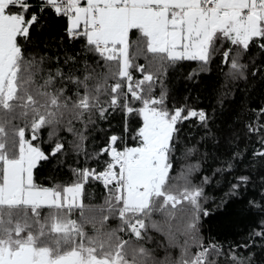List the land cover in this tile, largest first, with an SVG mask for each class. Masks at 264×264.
I'll return each mask as SVG.
<instances>
[{"label":"snow or ice","instance_id":"6c2138e0","mask_svg":"<svg viewBox=\"0 0 264 264\" xmlns=\"http://www.w3.org/2000/svg\"><path fill=\"white\" fill-rule=\"evenodd\" d=\"M52 42L64 55L39 51ZM185 62L190 81L216 64V106L174 103ZM249 81L264 83V0H0V264H264V105H242V132L216 123ZM49 165L68 179L39 183ZM213 181L255 217L239 244L202 236ZM96 184L103 203L86 204Z\"/></svg>","mask_w":264,"mask_h":264},{"label":"trees","instance_id":"16d2710c","mask_svg":"<svg viewBox=\"0 0 264 264\" xmlns=\"http://www.w3.org/2000/svg\"><path fill=\"white\" fill-rule=\"evenodd\" d=\"M64 21L60 19H53L50 23V28L46 29L39 37L41 44L50 38L55 37L58 41L62 30ZM77 46V50H78ZM32 51V48H29ZM48 56H55L58 52L60 55L64 53L58 48L56 42L51 43V50H46L43 47L39 49ZM71 50H69L70 54ZM143 63V60L140 61ZM197 64L195 62H185L177 68L171 70L168 73L167 87L170 89L171 96L174 98V103L179 106L184 103V98H188V103L193 107H203L211 108L216 106L217 98L223 89L221 86L223 84V78L219 75L216 64L213 63L210 66V72L200 75L195 80H188V73L196 68ZM247 87V91L245 88ZM238 91H236L235 96L225 101V112L224 116L217 120L216 123L220 125L221 132L228 134L229 127L234 128L237 132H242L243 123L241 118L240 122H237V117L240 116L242 112V105H246L249 108H256L258 105H264V83L256 82L253 85L252 81L246 86L244 83L238 85ZM197 98H199L197 100ZM120 122V117L117 116L112 120L113 125H117ZM101 128L108 127L107 124H100ZM185 131H192L189 129L187 124L184 126ZM101 133H95L96 139H100ZM183 136V133H181ZM68 139H72L71 136ZM188 146L195 143V140L185 141ZM244 146L243 139L241 140L240 147ZM259 147L255 144V138H253V144L250 147ZM205 149L201 147V152ZM215 151L217 156L221 155L220 151ZM179 150L177 155H179ZM223 158V157H222ZM200 159L199 156L193 157L192 162ZM72 162V157L68 158V163ZM218 166V162L209 159L204 164L203 171L201 175H211L213 168ZM179 167V162L177 164ZM243 169V165L240 166V170ZM36 177L38 182L43 184L45 181L55 177L59 180H67L68 173L63 168L52 169L51 165L41 168L37 173ZM215 179H219L216 177ZM206 194L209 196V202L206 204L208 211L211 213L210 216L205 218L202 223V236L204 238H210V241H215L219 244H239L244 241L245 237L248 236L249 232L255 227V217L249 214L240 203H229L226 206L221 205V201L227 199L225 193L227 192V186H215V181H213V186L207 187L205 189ZM105 196V190L98 184L93 187H89L88 195L85 198V203H91L93 205H100L103 203ZM91 197V198H89ZM214 199V203L211 202ZM218 205H221L218 207ZM154 219L161 221L163 217L160 215L154 216ZM153 236V241L150 242L152 247L157 244L165 245L168 243L166 236L163 233L150 232ZM179 243V241H178ZM250 251H257L256 249H251ZM243 255H248L247 252H243ZM158 254L163 255V251ZM170 254L179 259L181 254V249L179 247L171 248ZM264 258V255L258 254L257 259Z\"/></svg>","mask_w":264,"mask_h":264}]
</instances>
